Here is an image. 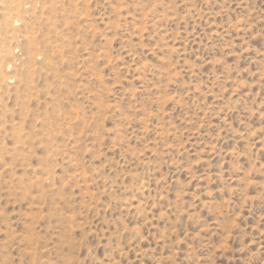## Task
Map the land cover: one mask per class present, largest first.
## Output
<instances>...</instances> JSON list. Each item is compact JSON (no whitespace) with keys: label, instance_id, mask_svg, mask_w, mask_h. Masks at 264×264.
Here are the masks:
<instances>
[{"label":"rangeland","instance_id":"rangeland-1","mask_svg":"<svg viewBox=\"0 0 264 264\" xmlns=\"http://www.w3.org/2000/svg\"><path fill=\"white\" fill-rule=\"evenodd\" d=\"M0 264H264V0H0Z\"/></svg>","mask_w":264,"mask_h":264}]
</instances>
